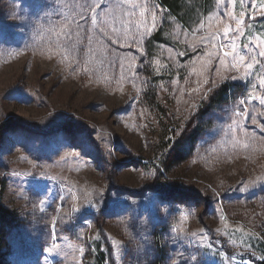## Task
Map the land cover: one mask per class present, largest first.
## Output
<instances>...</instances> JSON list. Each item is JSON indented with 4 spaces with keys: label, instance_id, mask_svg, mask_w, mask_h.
I'll list each match as a JSON object with an SVG mask.
<instances>
[{
    "label": "rangeland",
    "instance_id": "rangeland-1",
    "mask_svg": "<svg viewBox=\"0 0 264 264\" xmlns=\"http://www.w3.org/2000/svg\"><path fill=\"white\" fill-rule=\"evenodd\" d=\"M132 2L0 0L7 264H264V0L167 14L150 54L162 9ZM223 83L240 89L203 113Z\"/></svg>",
    "mask_w": 264,
    "mask_h": 264
},
{
    "label": "trees",
    "instance_id": "trees-1",
    "mask_svg": "<svg viewBox=\"0 0 264 264\" xmlns=\"http://www.w3.org/2000/svg\"><path fill=\"white\" fill-rule=\"evenodd\" d=\"M39 2V0H28V2ZM103 2V0H102ZM102 2L100 3L102 5ZM161 9L160 13V26L153 29L145 39V43L142 45L146 53L150 54L154 50L155 43H163L167 40L165 33L163 31V25L165 20V15H173L177 20L181 22H186L189 17H192L195 12L198 11V3L203 4L204 0H153ZM107 4V0H104V5ZM108 32V31H107ZM153 75V74H152ZM240 85L237 83H223L217 88V90L211 94V96L206 99V107H204L203 113H208L211 108L219 104L226 103L229 100V94L235 90H239ZM197 134L191 133L190 137L187 139L186 143H193L196 139ZM185 143V142H184ZM183 145L179 146L175 142L172 143L171 149L168 152L166 159L171 161V163L176 164L181 162L186 151L182 148ZM15 219L13 213H11L7 208L0 204V264H7L6 258V233L7 226H10V222ZM159 257L151 261L149 264H163L165 261L164 253L162 249L157 250ZM159 251H161L159 253Z\"/></svg>",
    "mask_w": 264,
    "mask_h": 264
},
{
    "label": "snow or ice",
    "instance_id": "snow-or-ice-1",
    "mask_svg": "<svg viewBox=\"0 0 264 264\" xmlns=\"http://www.w3.org/2000/svg\"><path fill=\"white\" fill-rule=\"evenodd\" d=\"M101 2H102V0H96V7H95V8H92V12H93L94 14L96 13V8H99ZM125 2L129 3V11L124 12V15H130V14H132V13H131V9H135V8L139 7V5H137L136 3L132 2V0H125ZM117 6L119 7L120 5H117ZM105 14H106V13H100L99 15H100V16H104ZM229 15H231V13H229ZM81 20H84V23H79V22H77V23H76V27H77L78 30H80V31L82 32V31L85 29V26H86V24H87V20H86V18H85V16H84L83 14H81ZM119 23H121V21H119V20H115V19H114V21H113V24H114V25L118 26ZM92 25H93V28L99 26V28H100V33H103L104 35H108V32L105 30V28H106V24H105V22H104V21H101V22L99 23V25H98V24H97V17H96V15H94L93 18H92ZM116 26H113V27H112V29H111L112 32H115V31L118 30V28H117ZM236 27H237V29L240 28V24H239L238 20H236ZM228 30H229L228 27L225 26L224 32L227 33ZM97 38H98V37H97ZM88 39H89V43H91V41H92V37L89 36ZM109 39H111V36H109ZM235 39H236V38H235ZM235 39H234V41H235ZM115 42H116V41L113 40V43H115ZM261 43L264 44V41H261ZM213 47H214V44H213ZM235 48H236V45H235V43H233V44L231 45V49H232L231 51H225L224 49L222 50V51H223V56L221 57V64L224 63V58H225V57H228V56H231V55H232V52L235 50ZM249 51H251V49H250ZM260 55H261V56H264V50H262V51L260 52ZM237 57H238V61H239V62H243V61H244V57H243V56H239V54H237ZM252 58L255 59V56H253ZM232 67L235 68V67H237V65H236V64H233ZM247 68H248V69H251V68H252V64L249 63V64L247 65ZM260 85H261V86H264V79H261V80H260ZM260 103H261V104H264V99H261V100H260Z\"/></svg>",
    "mask_w": 264,
    "mask_h": 264
}]
</instances>
